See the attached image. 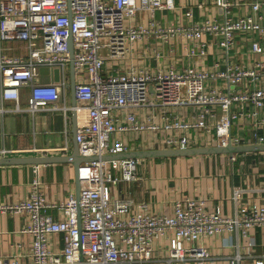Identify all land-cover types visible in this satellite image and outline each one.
<instances>
[{"label": "built area", "instance_id": "1", "mask_svg": "<svg viewBox=\"0 0 264 264\" xmlns=\"http://www.w3.org/2000/svg\"><path fill=\"white\" fill-rule=\"evenodd\" d=\"M214 3L221 9L220 20L184 26L162 25L155 16L157 11L173 7V0H0V41L16 39L26 47L25 55L0 57V96L18 103L19 87L27 84L26 109L30 113L44 107L67 109L58 103L69 87L70 38L74 97L87 113V121L75 132L81 155L125 152L128 147L121 135L130 132H178L159 139L165 147H186L193 128L209 133L216 146H226L229 141L234 145L264 143V132L257 130L264 126V85H255L264 80V0ZM243 6L248 11L237 14L236 7ZM139 13L147 15L146 22L134 20ZM239 32L254 36L249 40L253 60L248 64L227 63L225 69L213 72L191 65L167 71L131 64L110 69L106 65L125 60L130 44L148 37L162 42L176 37L192 41L186 53L204 56L209 34L227 53ZM42 67L57 68L58 80L40 82L37 77ZM217 78L224 79L232 90L208 86V80ZM246 104L252 108H245ZM180 105L200 109L185 119L173 113L172 108ZM147 106L156 111L151 110L144 120L138 118L135 111ZM123 108L128 111L120 118L118 111ZM208 115L214 117L213 123ZM242 116L252 121L250 139L231 133L228 138L232 121ZM137 164V158L80 164L78 201L71 195L60 203L47 201L38 178H33L28 198L0 205V212L26 214L28 224L19 232L31 238L29 260H17L19 253H0V264H150L154 239L169 231L168 261L194 259L200 263L209 253L203 245L193 243L203 238L228 232L246 239L254 228L264 235V204L254 201L240 202L234 213L223 215L218 206L185 195L174 202L173 213L166 215L152 212L145 201L113 198L109 186L137 180ZM239 196L235 189L233 198ZM46 208L56 209L60 216L53 217ZM240 259L236 252L230 262L237 264ZM254 264L263 262L256 259Z\"/></svg>", "mask_w": 264, "mask_h": 264}, {"label": "crops", "instance_id": "2", "mask_svg": "<svg viewBox=\"0 0 264 264\" xmlns=\"http://www.w3.org/2000/svg\"><path fill=\"white\" fill-rule=\"evenodd\" d=\"M174 6L157 11L155 16L162 25L190 26L206 19H221V9L214 0H173ZM236 13H245L247 7H236ZM135 21L146 22L147 15L139 13ZM253 35L239 32L234 37V44L226 51L214 43L211 35L205 39L210 45L204 56L186 53V46L192 41L180 37L162 42L155 37H148L130 44V51L125 60L106 63L108 68H125L128 64L136 68H148L152 71H167L170 67L182 70L192 66L197 70L213 72L223 70L227 63H249L253 55L249 50V40ZM254 37V36H253ZM25 43L16 39L0 41V57L25 55ZM264 57V55H262ZM37 79L49 82L53 79L51 70L39 69ZM208 86L225 92L232 90L224 79H210ZM255 84V83H254ZM264 85V80L256 82ZM30 86L19 87V101L3 99L0 96V156L7 157H49L48 162L31 169L30 164L0 165V205L15 203L29 197L32 180L37 177L40 190L46 200L60 203L70 195L76 198V180L72 159L76 147L75 132L87 121V113L81 107L82 102L73 99L69 87L65 89L59 105L67 109L52 110L47 107L33 113L27 111ZM18 105V109L16 106ZM76 106V107H75ZM245 108H252L246 104ZM200 109L199 106L180 105L172 108L173 113L185 119ZM156 111L147 106L137 109L138 118L144 120L147 114ZM128 109L118 111V116ZM158 118L156 117L155 120ZM209 122L214 117L207 116ZM251 119L242 116L232 121L231 135L247 141L253 129ZM264 132V126L257 129ZM176 131H163L159 134L150 132L124 133L122 140L128 150H142L165 147L159 139L164 136L177 135ZM186 147L212 145V138L203 129H191L187 135ZM62 159H66L62 161ZM264 152L239 153L234 159L228 154H204L187 157L140 158L136 168L137 180L120 181L110 185L113 198L132 199L134 202L145 201L150 210L158 214L171 215L174 202L182 197L201 198L210 206H218L223 215L235 212L240 202H257L264 204ZM239 189L240 196L235 200L233 192ZM135 210V209H134ZM45 211L57 218L59 212L54 208ZM28 224L24 213L0 212V253L12 255L19 253L20 262L29 260L30 236L20 233L19 229ZM59 246V238L54 237ZM237 238V239H236ZM20 243L21 246L14 245ZM193 244L203 245L209 256L200 263L194 259L169 260L168 249L171 245L170 231L164 237H156L153 242V256L150 264H232V256L238 252L241 259L237 264H254L261 259L264 264V235L260 228H254L248 238L236 237L233 233L215 234ZM237 245V246H236Z\"/></svg>", "mask_w": 264, "mask_h": 264}, {"label": "water", "instance_id": "3", "mask_svg": "<svg viewBox=\"0 0 264 264\" xmlns=\"http://www.w3.org/2000/svg\"><path fill=\"white\" fill-rule=\"evenodd\" d=\"M69 52H70V61H69V73H70V90L74 97V90L76 86V80L74 77V66H73V48L71 39L69 38ZM48 69L46 67L40 68ZM49 70V69H48ZM53 74V79L58 80L59 72L58 69L51 70ZM228 138H230V132L228 133ZM256 153V152H264V143H248V144H232L230 141L226 146H216V145H209V146H199V147H158V148H151V149H142V150H130L125 152L119 153H111V154H103V155H88L84 156L81 155L78 151V147L76 144L74 154L72 159L66 160L62 159V161H70L74 167L75 173V180H76V200L79 199V167L80 164L87 162V161H95V160H113V159H125V158H170V157H187V156H194V155H204V154H228L231 156L232 154H239V153ZM49 157H7V156H0V165H8V164H30L31 169H34L35 165L48 162ZM78 210V225H80L79 221V205L77 204Z\"/></svg>", "mask_w": 264, "mask_h": 264}, {"label": "rangeland", "instance_id": "4", "mask_svg": "<svg viewBox=\"0 0 264 264\" xmlns=\"http://www.w3.org/2000/svg\"><path fill=\"white\" fill-rule=\"evenodd\" d=\"M110 63H111V61H110ZM211 143H212V145H214V144H215V142H214V141H212ZM261 166H264V164L262 163V164H261Z\"/></svg>", "mask_w": 264, "mask_h": 264}]
</instances>
